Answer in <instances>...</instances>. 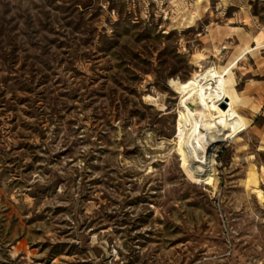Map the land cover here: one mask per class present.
<instances>
[{
	"label": "rangeland",
	"instance_id": "rangeland-1",
	"mask_svg": "<svg viewBox=\"0 0 264 264\" xmlns=\"http://www.w3.org/2000/svg\"><path fill=\"white\" fill-rule=\"evenodd\" d=\"M246 42L193 162L171 83ZM0 264H264V0H0Z\"/></svg>",
	"mask_w": 264,
	"mask_h": 264
},
{
	"label": "bare ground",
	"instance_id": "bare-ground-1",
	"mask_svg": "<svg viewBox=\"0 0 264 264\" xmlns=\"http://www.w3.org/2000/svg\"><path fill=\"white\" fill-rule=\"evenodd\" d=\"M257 49L258 46L252 47L246 42L225 64L211 63L196 78L171 83L180 96L176 146L191 161L209 165L213 160L210 154L213 143L219 142L230 129L248 125L239 112L244 101L235 89L233 71L244 54ZM196 58L202 60L204 56L198 54ZM223 102L225 108L221 107Z\"/></svg>",
	"mask_w": 264,
	"mask_h": 264
},
{
	"label": "water",
	"instance_id": "water-1",
	"mask_svg": "<svg viewBox=\"0 0 264 264\" xmlns=\"http://www.w3.org/2000/svg\"><path fill=\"white\" fill-rule=\"evenodd\" d=\"M221 107H222V108H225V102H223V103L221 104Z\"/></svg>",
	"mask_w": 264,
	"mask_h": 264
}]
</instances>
